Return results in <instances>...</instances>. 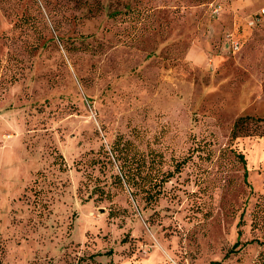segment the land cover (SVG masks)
Here are the masks:
<instances>
[{"label":"rangeland","instance_id":"rangeland-1","mask_svg":"<svg viewBox=\"0 0 264 264\" xmlns=\"http://www.w3.org/2000/svg\"><path fill=\"white\" fill-rule=\"evenodd\" d=\"M262 10L0 0V264H258Z\"/></svg>","mask_w":264,"mask_h":264},{"label":"trees","instance_id":"trees-1","mask_svg":"<svg viewBox=\"0 0 264 264\" xmlns=\"http://www.w3.org/2000/svg\"><path fill=\"white\" fill-rule=\"evenodd\" d=\"M262 123H264V117L256 118V119L252 118V117L239 118L234 123L233 130L231 132V136L233 137V139L237 138L238 135H242V133H244V135H246V136H250L249 133H250L251 129H253L252 131H257V132L259 131V134H257L258 136H263L264 126L261 125ZM244 135H242V136H244ZM239 157H240L241 161L243 162V164H245L243 156L240 155ZM243 177H244V181H246V179H247V170L246 169H244ZM122 178H124V176H122ZM258 264H264V253L260 254V256L258 258Z\"/></svg>","mask_w":264,"mask_h":264},{"label":"built area","instance_id":"built-area-1","mask_svg":"<svg viewBox=\"0 0 264 264\" xmlns=\"http://www.w3.org/2000/svg\"><path fill=\"white\" fill-rule=\"evenodd\" d=\"M263 15H264V10L261 11V13L259 14V16H263ZM258 20H259L258 18L252 20V21L249 23V25H250V26H253ZM233 47H234V49H237V44L234 43V44H233Z\"/></svg>","mask_w":264,"mask_h":264}]
</instances>
